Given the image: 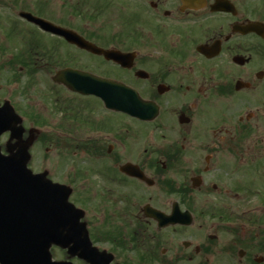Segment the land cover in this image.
<instances>
[{
    "label": "flooded vegetation",
    "instance_id": "obj_1",
    "mask_svg": "<svg viewBox=\"0 0 264 264\" xmlns=\"http://www.w3.org/2000/svg\"><path fill=\"white\" fill-rule=\"evenodd\" d=\"M0 11L8 15L0 17V60L26 62L20 73L28 78L39 61L58 63L57 71L72 68L75 53L83 62L75 69L123 84L155 105V129L175 142L122 149L121 160V151L95 140L106 160L101 181L83 188L80 228L60 229L70 244L51 246L54 262L264 264V0H0ZM21 13L120 59L80 49ZM96 88L105 90L98 82ZM107 90L114 96L113 85ZM69 93L94 107L67 102L70 131L100 130L103 101ZM127 163L148 181L122 172ZM174 204L181 222L190 214L191 225L159 227L153 216H169ZM74 231L90 247L71 239ZM78 243L79 251L69 252Z\"/></svg>",
    "mask_w": 264,
    "mask_h": 264
},
{
    "label": "rangeland",
    "instance_id": "obj_2",
    "mask_svg": "<svg viewBox=\"0 0 264 264\" xmlns=\"http://www.w3.org/2000/svg\"><path fill=\"white\" fill-rule=\"evenodd\" d=\"M2 16L8 15L6 12L0 11V17ZM72 54V66L81 68L83 66L81 57L75 56V53ZM9 63L0 60V103L8 101L16 114L21 117L22 122L19 126H22L27 132L21 138L23 139V148L26 139L29 137L28 131H32V140L25 147L27 153L25 165L32 174H41L46 180L65 185L70 189L68 202L76 209L81 210L83 199H85L83 188L99 185L101 178L98 174L103 172L99 173L101 170L100 166L102 163L105 165L106 160L103 158H100V160L99 157L96 158L90 147H86L88 149L83 150L79 146L80 143L67 142L63 133L58 129L67 124V120H65L67 102H71L73 108H77L85 107V105L93 107L92 101L74 96L63 87L52 83L51 77L54 75V71L57 72L54 68L55 66L59 68L58 63L51 67V63L48 61L46 65L43 63L41 71L33 74L31 78L33 84L31 86H27L29 79L22 75L20 76L22 85L8 84L11 76L17 75L16 72L19 69L16 63L10 64L13 65L12 67H9ZM24 86L27 87V92L24 97L19 96L18 92ZM111 113L100 109L97 115L99 121L108 120L111 124L114 123L112 127L113 130L115 129L114 133L117 135L115 142L111 140L113 138L112 134L101 133L98 135L99 138L105 140V148L112 145V148L116 151L117 149L121 151L124 148L162 149L167 147V145L175 143L174 140L161 139V131L158 129L150 131L156 123L141 124L122 114ZM32 115L35 117V120L32 119ZM80 131L81 139L86 133L83 130ZM154 133L158 136H154ZM96 136L97 134L95 133L91 135V137ZM8 140L7 134L0 136L1 150ZM16 141H13V143L16 144ZM2 153L5 154L3 150ZM117 154L123 160L126 152L121 151L117 152ZM167 172L168 179L175 181L176 173L173 171ZM81 175L85 178H82Z\"/></svg>",
    "mask_w": 264,
    "mask_h": 264
},
{
    "label": "water",
    "instance_id": "obj_3",
    "mask_svg": "<svg viewBox=\"0 0 264 264\" xmlns=\"http://www.w3.org/2000/svg\"><path fill=\"white\" fill-rule=\"evenodd\" d=\"M44 29L48 30L47 26H42ZM64 36L68 41L70 40L73 44L79 46L80 48L89 51L93 54H104L107 59L113 58L112 53H103L101 50L92 46L91 44L83 41L73 34L59 33ZM90 76L85 75L79 71L74 70H62L56 73L52 78V81L56 84L63 85L68 90L72 92H77L82 95H96V92L88 89L87 80ZM127 94L128 90L121 88L120 93ZM135 96V97H134ZM112 100H109L105 103V106L109 110L116 112L125 113L131 117H135L141 121H150L153 116H150L147 113V104L140 101L137 95L131 94L130 98H125L122 94L117 103L113 104ZM18 123L17 117L12 113L11 109L4 105L0 108V134L6 131L12 132V137H19L21 135V129H12V124ZM11 151L14 148H9ZM26 154L25 151L19 150L10 157H0V206L8 205L15 206V210H9L8 214L3 213L0 210V221L3 219V227L12 229V228H21L22 226L19 223H22L27 217V211L25 209H17L19 205L27 204L34 207L31 213H39L42 206L48 208L50 212V219L60 220L65 215L66 210L64 209V203L67 199V192L63 191V201H60L57 197L59 195H51L37 192L27 196L24 200L15 197L10 199L9 195L4 194L3 192L9 189H23L33 187L21 186L22 182H29L33 180H39V177H32L31 174L27 171L25 167ZM128 168V169H127ZM123 171L131 173L134 177L145 181L143 175L139 170L132 166H126L122 168ZM60 190H64L63 187H56ZM68 206V205H67ZM70 207V206H68ZM67 207V208H68ZM71 209V208H70ZM174 218V217H172ZM171 219H168V223ZM3 237V236H2ZM50 237L55 238L53 233L49 234H34L26 233L22 235H7V242L4 240L0 243V263L1 264H34L38 256L43 262L49 263V257L47 255V245L49 243ZM21 241L19 239H22ZM41 241H43L41 243ZM45 242V243H44ZM46 250V252H45Z\"/></svg>",
    "mask_w": 264,
    "mask_h": 264
},
{
    "label": "trees",
    "instance_id": "obj_4",
    "mask_svg": "<svg viewBox=\"0 0 264 264\" xmlns=\"http://www.w3.org/2000/svg\"><path fill=\"white\" fill-rule=\"evenodd\" d=\"M15 63H16L18 66H21V67H23V68H26L24 62H21V61H15ZM29 67H30V69H31L32 65H30Z\"/></svg>",
    "mask_w": 264,
    "mask_h": 264
},
{
    "label": "bare ground",
    "instance_id": "obj_5",
    "mask_svg": "<svg viewBox=\"0 0 264 264\" xmlns=\"http://www.w3.org/2000/svg\"><path fill=\"white\" fill-rule=\"evenodd\" d=\"M45 208H46V207H45V206H43V208H42V211H45Z\"/></svg>",
    "mask_w": 264,
    "mask_h": 264
}]
</instances>
